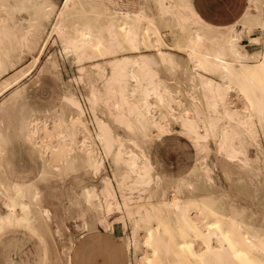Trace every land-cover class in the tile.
<instances>
[{"label": "bare ground", "instance_id": "obj_1", "mask_svg": "<svg viewBox=\"0 0 264 264\" xmlns=\"http://www.w3.org/2000/svg\"><path fill=\"white\" fill-rule=\"evenodd\" d=\"M143 1L155 8L134 10L125 0H0V110L19 95L53 35L82 63L81 77L94 60L97 74L107 76L104 97L94 85L87 92L95 132L71 90L55 106L23 112L13 135L0 128V237L29 231L42 246L41 264H52L51 224L61 227L68 203H81L87 226L110 228L115 209L129 218L133 235L125 249L133 248L135 259L128 264H264V193L256 189L244 199L215 189L218 162L253 181L264 176V0H245L241 15L226 22L214 21L195 0ZM49 22L33 60L17 66L15 55L38 46ZM255 26L262 28L260 49L249 50L243 30ZM102 100L132 136L115 134L97 114ZM175 131L187 139L192 161L165 182L154 158ZM15 141L40 158L32 179L11 178L2 165ZM97 177L100 187L89 182Z\"/></svg>", "mask_w": 264, "mask_h": 264}, {"label": "rangeland", "instance_id": "obj_2", "mask_svg": "<svg viewBox=\"0 0 264 264\" xmlns=\"http://www.w3.org/2000/svg\"><path fill=\"white\" fill-rule=\"evenodd\" d=\"M58 1L60 2V0ZM125 1L127 2L126 3L127 6L134 10L140 9L143 5L150 6L151 8H155L153 2H149V1L145 3L143 0L140 1L125 0ZM195 1L196 3L199 4V8H201L203 11L207 10L208 16L216 22H226L239 17L245 6V0H218V1L195 0ZM118 2H121L122 4L123 0H118ZM128 2L130 5L128 4ZM213 3L214 4L218 3V4L214 6L212 5ZM50 25L51 22L47 23L44 32L40 35V41L38 46H36L34 49L31 50L24 49L22 53L18 54L17 56L15 55L13 60L16 62L17 66H23L33 60L34 55L38 52L39 46L45 43V40L48 36V32L51 28ZM238 28L241 29L242 26L238 24ZM167 33H168V29L163 28L161 30V34L163 35L164 39L169 43L170 36ZM261 35H262V28L260 26H255L251 32H248V30L245 29V31L243 30L242 43L244 44L245 48L249 50L260 49V46L256 45V37H261ZM61 44H62L61 40L59 39V37H57V35H53V37L50 38L49 42L45 47L43 56L39 64L35 68V71H33L31 75H29L28 78L25 80V82H22L21 84V86L23 87L22 89L24 90L22 91L21 89L20 92L18 93L19 95H17L15 98L9 99L12 101L8 100V103L3 105V108H1V110L3 111L0 110V114H2L3 116L0 115V124L2 125V126L0 125L1 126L0 128L3 127L2 129H5L7 125V128L9 129L7 130L6 128V131L8 133L11 132L10 133L11 135L14 134V131H17L19 125L18 119L23 112L28 111L33 106L38 108H44L45 106L48 105L55 106L60 100V98H62V96L66 94L69 90L74 92L75 96L80 100V102L82 101L81 102L82 105L85 107L86 111L88 112V113L86 112V116L87 117L89 116L88 119L91 118L89 122V127L93 132H95L97 124L96 121L94 120L95 118L93 115L94 112L89 106L90 104H88L89 102L87 100V92L91 89V85H94L98 93L102 97H104L107 93L105 87L107 76L106 75L100 76L99 74H97L96 68L93 65L95 63L100 62V60L99 61L94 60V61L85 62L88 68V73L87 75L81 77V72L79 68L81 67L82 63L76 61L73 58L72 54H69L67 56ZM54 51L56 52V54ZM178 54H182V53L178 52ZM47 56L49 57L47 58V60H45ZM108 59L110 60L112 59V57L106 58V60ZM160 74L162 76H165L166 78L172 77V75L164 68H160ZM178 76L180 79H182L180 73H178ZM2 99L3 97L1 98V100ZM235 101H237V103L241 106L242 102L239 98H237ZM5 109L7 110V112L5 111ZM97 114L109 121L113 129V132L115 134L121 135L124 138L128 136H132V133L129 132L124 127V125L120 124L117 120L115 121L113 116L110 115V112L105 107L103 100L100 101L97 106ZM14 115H16V117ZM93 126L95 129L93 128ZM175 127L178 128L176 125ZM176 133L177 132L175 131L173 137H171L169 141L164 142L162 144V147H159V151H158L159 157L156 156L154 158L157 167L164 174L165 182H170L175 178L177 174V168L179 167V165H182V167H187L192 161L191 152H193V150L191 151L190 148L186 147L188 146L187 139ZM53 141H57V139L54 138ZM15 148L18 149L19 152V157L16 162V167L23 169L28 165L30 166L31 163H34L36 159L31 150H28V154H29L28 156L26 153L22 152L20 145L17 144ZM107 159L105 158L106 167H107L106 169L107 172L106 171L105 172L113 177L111 171V165H109L110 161L109 159L108 160ZM159 164H161L160 165L161 167L159 166ZM218 167L219 168H217L216 172L218 173V177L221 178V183H219V186L217 185L215 189L220 188L221 190H225V192L229 193L231 196L232 194L233 195L235 194L234 196L240 195L244 199L250 198L249 196L251 194L253 196L256 193V189H258V191L261 194L264 193V176L260 179H256L255 181H253L250 179L249 176L246 175L240 176L236 172L230 173V169L225 165V163L218 162ZM171 170L173 171V173ZM226 171H229L230 174H228V172ZM35 172L33 173L34 175L36 174ZM205 180L206 179H204L203 182H205ZM89 182L95 183L97 187H100L102 185L101 177L89 178ZM254 183L256 185L258 183V186H256V188L254 187ZM134 194L135 195L138 194V191H135ZM67 196L71 198L70 201L74 199L71 196V193L69 195L67 194ZM74 200L76 201L77 199ZM261 200L264 201V198ZM76 205L77 204L74 203L71 204V202L68 203L65 212L63 211L64 213L61 214L62 216L59 219V226L61 227H58V225L56 226L54 224H51L54 231L51 233V236L48 239V243L50 249L52 250L51 253L52 264H66V262L70 259L74 261V264H128L129 261L131 262L134 261L135 257H134L133 248H131V251H127L125 249L127 247V243L130 242V239L132 238L133 235L132 231H130L132 230V224L131 222H129L130 221L128 220L129 218L125 217L126 215L123 214L122 216L123 213L122 211L115 209L108 214L107 218L110 222L108 223V227L110 224L111 225L110 228H105L103 225L97 223H93V224L89 223L90 224L89 225L90 229H89L86 228L89 226L85 225L84 222L85 220H83L84 214L82 213L81 210L82 207H79L81 206V203H78L79 206ZM124 219L127 225L123 224L125 223L123 222ZM111 222H113V224H111ZM54 226H56V228ZM64 240L66 242H64ZM37 247H39L38 250L40 251L43 250L40 244H37ZM32 255H34L33 252L31 253V256ZM35 255L37 254L35 253ZM1 256L2 255L0 254V257ZM21 262L24 261H17V263H21ZM0 264H4L3 259H0ZM24 264H41V260L40 259H38L37 261L35 259L26 260Z\"/></svg>", "mask_w": 264, "mask_h": 264}, {"label": "crops", "instance_id": "obj_3", "mask_svg": "<svg viewBox=\"0 0 264 264\" xmlns=\"http://www.w3.org/2000/svg\"><path fill=\"white\" fill-rule=\"evenodd\" d=\"M50 107L52 106L48 105L40 109H47ZM17 144L21 146L22 152L26 153L28 156V150H31L36 159L34 163H31L30 166L28 165L23 169L16 167V162L19 157L18 149L15 148ZM2 165L11 178L32 179L38 174L40 158L28 144L15 141L7 148ZM34 172L36 173L35 175L33 174ZM37 244L38 241L35 236L29 231L22 228L12 229L0 237V254L2 255L0 259L4 260V264H24L26 260L31 259L37 261L41 258L42 254V251L38 250L39 247H37ZM32 252L34 255L31 256ZM35 253L37 255H35ZM17 261L24 262L17 263Z\"/></svg>", "mask_w": 264, "mask_h": 264}, {"label": "snow or ice", "instance_id": "obj_4", "mask_svg": "<svg viewBox=\"0 0 264 264\" xmlns=\"http://www.w3.org/2000/svg\"><path fill=\"white\" fill-rule=\"evenodd\" d=\"M61 3H63V0H60Z\"/></svg>", "mask_w": 264, "mask_h": 264}]
</instances>
